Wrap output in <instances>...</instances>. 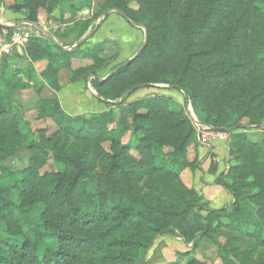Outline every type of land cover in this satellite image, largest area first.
<instances>
[{
    "label": "trees",
    "instance_id": "obj_1",
    "mask_svg": "<svg viewBox=\"0 0 264 264\" xmlns=\"http://www.w3.org/2000/svg\"><path fill=\"white\" fill-rule=\"evenodd\" d=\"M14 1V11H27L26 20L37 24L49 2ZM109 2L148 33L142 54L111 77L97 75L119 43L79 44L91 21L80 20L78 12L92 9L91 0L75 5L66 28L77 33L72 50L41 34L30 41L26 57L0 63V264H136L159 235L181 224L187 242L201 230L218 244L215 223L229 232L220 245L223 264H254L234 246L246 237L264 248V135L252 141L240 131L247 126L241 119L256 127L264 121V0ZM55 36L63 42L65 34ZM17 57L47 61L42 76L55 89L63 68L75 59L90 60L72 71L71 81L95 75L92 84L103 100L118 101L112 106L121 109L120 125L109 131L114 109L72 117L58 100L49 101L39 118H53L59 131L51 138L41 130L21 169L4 166L26 139L12 102V91L28 86L10 69V59ZM138 85L175 86L188 95L204 124L220 131L235 127L228 173L216 180L234 199L230 211L211 209L181 182L185 152L196 136L184 106L165 95L129 101L132 94L126 92ZM59 132L67 138L63 144ZM130 133L134 139L124 142Z\"/></svg>",
    "mask_w": 264,
    "mask_h": 264
},
{
    "label": "rangeland",
    "instance_id": "obj_2",
    "mask_svg": "<svg viewBox=\"0 0 264 264\" xmlns=\"http://www.w3.org/2000/svg\"><path fill=\"white\" fill-rule=\"evenodd\" d=\"M82 1L84 0H49L46 8L39 14V25L51 33L55 34V32L60 31L65 34L63 42H65L68 48L74 47L78 43L77 33H66V28L72 25L70 20L76 14L75 5H78ZM109 1L91 0L92 9H85L82 12H78L80 20L91 21V25L85 35L94 31L97 25L101 23L94 35L87 40V43H98L107 39H113L112 41L119 43L118 49L110 51V63L107 64L106 68L98 72L97 76L101 78L109 75V71L112 68L133 58L144 45L146 34L144 29L132 25L117 12L113 11L105 17V12L112 9ZM13 5H15L14 0H0V23L5 25L0 26V29H3L2 27H8L10 28L6 29L8 32L17 26L16 23L18 21L26 20L28 16L27 11L15 12ZM40 36H42L41 33ZM16 56L26 57V51L23 53L16 51L11 55H0V63L3 58H13ZM20 57L10 59L9 65L10 69L17 73V79H22L28 85L26 88H17L12 91V102L16 111L22 115L21 129L26 135V139L22 140L18 155L7 159L4 166L11 168L14 172L21 169L28 160V148L30 144L35 140H40V131L46 129V135L51 138H53V135H56L54 133L59 131V126L53 118H39V111L49 101L58 100L61 108L72 117H91L95 114H101L114 109L115 122L109 126V131L116 129L120 125L121 109L113 107L112 105H115L113 103L105 102L108 100L98 99L99 93L92 84V81L96 78L95 75L85 74L77 81H71L73 77L72 71L75 70L73 65L74 63L76 64L74 60L72 61V67L63 68L59 72V88L55 89L42 76L47 61L43 60L34 63L30 59L25 60ZM30 65L34 68L29 69ZM40 87L41 90L39 91ZM155 95H165L180 102L192 120L196 131L194 141L185 152L188 166L181 175L182 184L189 189H195L211 209H227V211H230L234 201L229 202V196L231 198L232 196L226 189L216 184L219 175L222 173L227 175L230 167L228 144L222 138H211L205 141L207 144L202 143V140L199 138L200 128L197 124L206 125L202 122L203 116L195 111L192 101L182 90L173 89L170 85L140 88L131 95L129 101ZM240 122L242 126L247 125L240 131L245 132L252 141H259L263 137L264 121L261 126L257 127L249 125L248 119H241ZM57 138H60L61 144L67 141V138L61 135L60 132ZM133 139L134 137H131L130 133L124 137L123 141L128 142ZM103 144L108 150L110 143L104 141ZM219 146L223 147V152H219L221 157L220 163L216 161V157H219L217 154V148ZM48 165L53 166L51 156ZM204 168L206 172L208 171L209 175L217 176L212 185H209V182L204 180ZM200 188L213 191L209 200L204 198L202 191L199 190ZM232 200L234 199L232 198ZM203 215L206 216L207 214L203 212ZM216 225L215 223L213 228L216 230L215 237L220 241L218 244L214 240L204 236L201 230L195 232L193 240L187 242L180 234L186 228V225L181 224L178 225L179 230L171 229L165 234L159 235L154 240L148 252L136 260V264H190L192 260L196 261L193 264H223L220 257V245L225 243L226 234L229 232L225 228H217ZM234 247L237 250L235 253L241 256L252 257L254 264H264V248L257 245L254 239L242 238L240 241L235 242Z\"/></svg>",
    "mask_w": 264,
    "mask_h": 264
},
{
    "label": "built area",
    "instance_id": "obj_3",
    "mask_svg": "<svg viewBox=\"0 0 264 264\" xmlns=\"http://www.w3.org/2000/svg\"><path fill=\"white\" fill-rule=\"evenodd\" d=\"M40 36V32L30 23L17 25L11 31L5 28L0 29V55H11L14 52L23 53L28 48L33 37ZM200 128L199 138L203 144L205 141L213 138H222L228 146L231 143L232 136L230 132L220 131L207 125H198Z\"/></svg>",
    "mask_w": 264,
    "mask_h": 264
},
{
    "label": "water",
    "instance_id": "obj_4",
    "mask_svg": "<svg viewBox=\"0 0 264 264\" xmlns=\"http://www.w3.org/2000/svg\"><path fill=\"white\" fill-rule=\"evenodd\" d=\"M117 12V13H119L126 21H128L129 23H131L132 25H134V26H137V27H140V28H142V29H144L145 30V43H144V45L142 46V48L140 49V51L133 57V58H131V59H129L128 61H125V62H123V63H121L120 65H118L114 70H113V72L112 73H110L107 77H105L103 80H105V79H107V78H109V77H111L114 73H116L119 69H122V68H124V67H126V66H128L129 64H131L136 58H138V56L139 55H141L142 54V52L144 51V49H145V47H146V44H147V42H148V33H147V30H146V28L144 27V26H142V25H140V24H137V23H135V22H131L130 21V19L128 18V16L125 14V12H123L122 10H119V9H110V10H108V11H106L105 12V17L109 14V13H111V12ZM24 23H30V24H32L42 35H45L46 37H48V39L49 40H51L52 42H54L59 48H61V49H64V50H71L73 47H69V48H66L57 38H56V36H55V34L54 33H51V32H49V31H46V30H44L39 24H37V23H31V22H29V21H27V20H22V21H18L17 23H16V25H21V24H24ZM101 23H99L98 25H97V27L95 28V30L93 31V32H90L89 34H87V35H85L80 41H79V44H83V43H85L89 38H91L93 35H94V33L98 30V27H99V25H100ZM0 26H4L2 23H0ZM76 46V45H75ZM143 87H147V85H138V86H136V87H134V88H132V89H130V90H128L127 92H126V94L125 95H131V94H133L137 89H139V88H143ZM171 88H173V89H175V86H170ZM183 91V90H182ZM184 92V91H183ZM188 98V97H187ZM98 99H100V100H103V98H102V96H100V95H98ZM188 100V99H187ZM118 101H115V102H108V103H113V104H116ZM235 129V127H233V128H226L225 129V131L226 132H230V131H232V130H234ZM217 130H219V129H217Z\"/></svg>",
    "mask_w": 264,
    "mask_h": 264
},
{
    "label": "crops",
    "instance_id": "obj_5",
    "mask_svg": "<svg viewBox=\"0 0 264 264\" xmlns=\"http://www.w3.org/2000/svg\"><path fill=\"white\" fill-rule=\"evenodd\" d=\"M5 26V25H4ZM57 38V37H56ZM58 39V38H57ZM59 40V39H58ZM113 40V39H112ZM60 41V40H59ZM63 45H66V44H64L62 41H60ZM99 43V42H98ZM96 43H92V44H90V43H88V46H93V45H95ZM66 48H68L67 47V45H66ZM74 48V47H73ZM72 48V49H73ZM71 49V50H72ZM75 62H76V64L74 63V68L75 69H77V68H79V67H82V66H87V65H90L92 62L90 61V60H79V59H75L74 60ZM76 66V67H75ZM228 148V147H227ZM223 147L222 146H219L218 148H217V154H218V156L219 157H216V161H218L219 163H220V160H221V157H220V154H219V152H223ZM226 153H227V151H226ZM218 163V164H219ZM203 174H204V180L206 181V182H209V185H212L213 184V182H214V180H215V178L217 177V176H213V175H209L208 174V171L206 172V169L204 168L203 169ZM198 188V187H197ZM214 189V188H213ZM200 191H202V195L204 196V198H207V200H209L210 198H211V196H212V194H213V191L212 190H208V189H205V188H200L199 189ZM204 190V191H203ZM234 200H232V198L229 196V202H233Z\"/></svg>",
    "mask_w": 264,
    "mask_h": 264
}]
</instances>
